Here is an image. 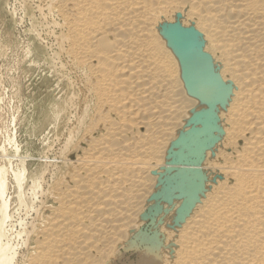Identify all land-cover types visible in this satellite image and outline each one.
Wrapping results in <instances>:
<instances>
[{
	"label": "bare ground",
	"instance_id": "obj_1",
	"mask_svg": "<svg viewBox=\"0 0 264 264\" xmlns=\"http://www.w3.org/2000/svg\"><path fill=\"white\" fill-rule=\"evenodd\" d=\"M40 3L85 98L77 143L48 165L63 170L47 188L33 182L40 200L20 232L24 264H112L155 209L162 214L138 264H264V0ZM175 23L194 28L229 87L197 165L171 163L175 141L208 107L188 93L164 35ZM24 162L12 171L19 207ZM8 172L1 164L0 264L18 257L5 229Z\"/></svg>",
	"mask_w": 264,
	"mask_h": 264
},
{
	"label": "rangeland",
	"instance_id": "obj_2",
	"mask_svg": "<svg viewBox=\"0 0 264 264\" xmlns=\"http://www.w3.org/2000/svg\"><path fill=\"white\" fill-rule=\"evenodd\" d=\"M38 5L40 0H0V146L4 149L0 150V165L9 170L10 216L5 229L18 253L15 264L25 262L23 227L32 221L35 211L31 208L36 209L40 200L39 194L32 195L33 182L43 179L47 188L60 167L63 170L62 165H48L77 143L85 98L77 72L59 49V29ZM21 161L27 167V207H19L12 182V171L21 167ZM175 186L172 183L170 190H176ZM161 214L162 209L150 212L144 228L132 238V246L119 251L122 255L118 253L112 264H138Z\"/></svg>",
	"mask_w": 264,
	"mask_h": 264
},
{
	"label": "water",
	"instance_id": "obj_3",
	"mask_svg": "<svg viewBox=\"0 0 264 264\" xmlns=\"http://www.w3.org/2000/svg\"><path fill=\"white\" fill-rule=\"evenodd\" d=\"M164 35L179 57L188 93L208 105L207 109L194 114L192 127L175 141L180 149L170 154L172 164L197 165L213 139L216 127L214 107L217 103H223L229 87L215 73L210 55L202 50L194 28H182L175 23L166 28ZM198 124L201 127H194ZM187 204L185 199L180 209H185Z\"/></svg>",
	"mask_w": 264,
	"mask_h": 264
}]
</instances>
